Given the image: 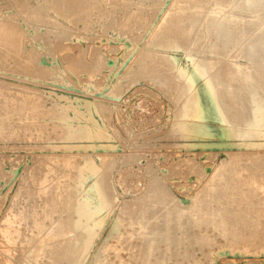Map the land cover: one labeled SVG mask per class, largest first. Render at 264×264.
<instances>
[{"label": "rangeland", "instance_id": "374dc122", "mask_svg": "<svg viewBox=\"0 0 264 264\" xmlns=\"http://www.w3.org/2000/svg\"><path fill=\"white\" fill-rule=\"evenodd\" d=\"M110 1H112L113 3ZM123 1L122 0H104V1L103 0H98V1L97 0H85V2H88V3L87 5H85L87 8H81L82 11L84 10L83 12L79 11L80 8L79 9L71 8V9H68V11L64 12L65 13L64 14L62 10L59 11L60 10L59 8H58L59 10L57 8L53 9L52 7L49 9H46V7L43 8V6H45V4L48 2L47 0H26V1L25 0H12V1L11 0H0V21L1 23L2 21L3 23L8 22L9 23L8 25H11V24L14 25V27H16L17 30H19L18 32H20L19 34L20 38L19 36L18 37L16 36V39H15L16 41L20 39L18 41V43L19 42L20 43L14 44L18 46L13 45V48L16 49L18 47L20 48L19 50L18 49H16V51L15 49L13 50L12 45H8L11 43H6L5 40H3L4 42L0 41L2 43L0 45H3L4 43H6L13 50L12 51L11 48H9L6 44L5 45L9 49L5 48L6 47L5 45L0 46L1 47L0 49L1 50L0 51V167H1L0 174H2L0 175V264H36V263L37 264H53V260L51 259L50 254L48 252H46L47 254L45 253L44 256L47 255L49 256V258L47 256L45 257L43 256L45 260L42 257H40L41 260L40 258L39 260H36L37 258L35 257L36 256L35 251L39 248L42 237L38 236L35 238L36 229H35V226L33 227V224L35 223L37 219L43 218L42 216L46 214L45 212H48L47 206L50 207V204H48V202H51L53 198L52 196L53 194L51 193L48 195L44 194V192L48 191L46 189H50L53 191V193L54 192L57 193V195L55 194L56 196L54 197H56L58 200L62 199L63 201L64 200L67 201L64 203L62 202V200L59 202L56 199L59 203L58 204L59 214H55V216H53L54 218V220H52L53 222L49 223L48 221H46L48 229L53 227L54 224L59 222V220L63 221L66 219H70L71 217L69 218V216L71 215L73 216L72 219L73 218L75 219L76 217L77 221L79 219L78 216L81 218H87L86 220L85 219L81 220L80 218L78 221L79 224H82V228L79 229L80 235L78 237V243L81 244L80 245L81 247H83L85 244V246L83 247L84 250H81L82 248L80 249V253L82 252L81 253L82 255L78 253V256L76 257L77 254H75L73 257H68L61 264H67V263L69 264H143L145 262H146L145 264H156V262L157 264H160V263L161 264H167V263L168 264H264V240H262V237L259 236V235H263L261 233L264 230V229H261L263 228L261 226L262 222L264 224V214H263L264 209H262L264 208V205H263L264 201H260L261 199H264L262 198L264 197L262 196V193L264 195V188H263L264 169H262L264 168V164H261L263 163L261 161L262 160L264 161V123L261 126H256V127L253 126L251 129L249 128L247 124L245 126V123H242L240 121V118L239 120L235 119L236 121L235 120L231 121L229 119L230 122H235V124L234 123L230 124L229 120H225L227 122L225 121L220 122L215 117H207V118L202 117L203 116L202 114L197 113V110L198 112H200V109H199L200 106H196L195 103H193L195 101L194 97H196V94L199 91V89L201 87H204L203 85H205L206 81H210L211 83L212 82L211 79L213 78V81L215 79L213 73H210V75L212 74L213 77L210 76L209 74L207 75L205 68L202 67L206 63L204 60H202V58L205 57L206 59L205 58L203 59H205L206 61H209V59L213 60L214 57H215L214 58L215 60L217 59L219 61L220 59L221 60L224 59V61L223 60L222 61L225 64H226L225 61H227L226 65L231 64L232 67H234L233 68L234 70H236L237 68L241 69V66H242L243 67L242 71H243L244 67H246L247 65L249 66L250 62L247 58L242 57L241 53L245 49L246 44L252 42L255 36L258 34V33L255 34L254 37L252 35H249V34H252L250 32L253 31L255 27L252 26L249 29L250 31L246 30L248 32L247 33L248 35H246L245 33V37L243 38L240 35L242 34V30L240 29V27H238L237 30L239 29L240 30L236 33V41H238L241 36L242 40L240 38L238 43L240 44L242 43L241 45L242 47L236 41L232 43V46L234 47V44H235L236 47L234 48L236 49L239 46L241 50L238 47L236 51L230 45L228 51L232 54H229V52H226L227 54H229L226 56V53L223 52L222 55L223 54L225 55L223 56L220 55V57L218 58H216V56H211L210 54L206 53L208 49L207 47H209V44H204V43H208V42L212 43V40H210L211 37L209 36H205V38L209 37L208 38L209 40L206 38L208 41L204 40L205 38H203L200 41L201 43L199 42L200 44H196V45H193V40H192V37L194 36V34H192L193 35L192 37L190 36L187 38V36L185 37L183 36L182 38V36L179 35V32L177 34V30L176 32L174 31L172 38L170 37L172 40L169 38H165L164 40H162L161 37H158V39L162 41V44H161V47L160 46L156 47L155 53H154V59L155 61L156 59H158L157 62H159V64H162L165 69V70L161 69L158 72L162 73L163 70L164 72H166L167 70L166 73H162V74L165 75V77H167L168 75L172 76L171 80L172 82H175V83H171V86H164V85H161V83H159L158 81L153 82L154 76L153 75L151 76V74L149 75V72L142 73V69L140 68V65L142 64L141 62L143 61L142 59L145 58L146 52L154 48L152 46L150 47L148 43L150 42L152 43L154 31L158 28L164 16L169 14L171 10L172 12H170V14L172 13V16H174L173 12L175 13V11L176 12L178 11L177 14H175L176 16L179 14V12H182L183 10H185L183 12L184 13L186 12L185 13L186 16L185 15L183 16V20L186 17L185 19H187V21L185 22L188 25L185 22H184V25H186L185 27L187 26L189 27V23L191 22V20L187 18L189 15L199 18L200 21H203L205 20L203 15L205 16L207 15V18H209L210 16L208 15V13L210 12L209 10H213L214 8H217V7L220 8L221 11H225L228 8H229L228 10H230L233 7L232 5H236V2L233 3L230 6L231 7L230 8L228 4H225L227 3V0L226 1L225 0L223 1L200 0L202 1V3L199 1L193 0L194 4L200 3L201 5H204L206 3L204 5L205 7L201 6L200 8L199 5H196V4L193 6V3L191 4L190 2L191 0L190 1L189 0H171V1L170 0H155V1L154 0H150V1L148 0H130V1L123 0ZM142 1H145V2H142ZM203 1H206V2H203ZM208 1L210 2V4ZM218 1H220L221 3ZM230 1L231 0H228V3ZM28 2L31 4H28ZM182 2L185 4H183ZM216 2L219 4H217ZM155 3L159 4V6L156 5ZM25 4L29 7L31 6L29 9H31L33 13H37L40 10L39 12L43 13L44 14L43 16H45L44 17L45 19L43 20L45 22H43L42 20L37 21L33 18L31 19L28 16H26L32 13L31 12L29 13V9ZM39 4H42V5H39ZM187 4L191 5L189 7L191 11L189 10V8L186 7ZM220 4L222 5V7ZM145 5H148V6H145ZM174 6H176V8H172ZM206 6L207 8H209L208 11L206 10L207 9ZM35 7L38 9V11H33L34 9L37 10ZM194 7L196 9L198 8L202 10L203 12L201 11L202 12L201 13L200 10H196L194 9ZM235 7L236 6H234V8ZM24 8L28 9L27 10L28 12H26ZM185 8L187 9V11ZM102 9H103V12L100 11ZM153 9L157 11H154ZM22 10L24 11V13H22ZM72 10L77 11V12L74 11L75 12L74 17L69 16ZM115 10H118L119 13L118 11L115 12ZM131 10H133L132 13L134 16L132 17L135 18L137 16L139 17L141 16L140 17L141 20L137 22L133 20L132 17L130 16ZM194 10L197 12H195ZM59 12H62V13H59ZM158 12L159 14H157ZM198 12H200L203 15L201 16L200 13L198 14ZM263 12H264V9H263ZM247 13H250V12H247ZM101 14L103 15V17ZM197 14H198V17H197ZM225 14H228V12L227 11L222 12V15H225ZM248 15L249 14H246V18ZM252 16L254 15L252 14L250 17L252 18ZM25 17H28L29 19L27 18V20H25L26 19ZM139 17H137V19ZM81 18L83 20H81ZM152 18L155 20H153ZM251 18L248 17L247 20L248 19L254 20V18L252 19ZM109 20L110 21L112 20L114 23L112 21L110 22ZM126 20H128V22ZM132 20L135 22H133ZM121 21H124V22H121ZM26 23L28 25H26ZM199 23L197 24L198 26H196V28L199 27L198 29H202L203 27L200 28L201 26H199L200 25ZM55 25H57V27ZM62 25L65 27H62ZM108 27L110 28L108 29ZM185 27H183V29L186 31ZM196 28L194 30V33L200 32V31L202 32L204 30V29L203 30L197 29L196 31ZM46 30H48L49 33ZM39 31L43 36L41 37L39 36L40 34ZM262 31L264 32V27ZM262 31L261 33L264 34ZM36 32L38 35L36 34ZM239 32L241 33L239 34ZM33 34H35L34 35L35 38L34 36H32ZM140 36L142 38V41H141ZM246 36H249L250 39H248L249 37H246ZM30 38L31 39L33 38V39L31 40ZM183 39L185 40L191 39V40H188L186 42ZM243 39L244 40L248 39V40H246L247 41L246 42ZM45 41L47 44L45 43ZM51 41H52V44H51ZM190 41H191V44L194 46V48L191 44H189ZM183 43L185 44L187 43V44L185 45ZM20 45H22V47H20ZM170 45H173L171 46L172 48L170 47ZM201 45L205 47V50H203L204 47H202ZM184 46L185 47L187 46V47L185 48ZM197 47H199V51L197 50L198 49ZM189 49H192L193 51ZM201 49L202 51L205 52V54L201 52ZM231 50L232 51L234 50V51L231 52ZM196 51L199 53H197ZM64 53L65 55H63ZM98 53L100 54L98 55ZM156 53H157V56H156ZM142 55L144 57H142ZM64 56L65 58H63ZM193 57L194 59H192ZM237 57L239 59H237ZM229 59L230 61H232L233 59V62L229 61L230 63H228ZM222 61L220 62L222 63ZM234 62L235 64L236 63L238 64L239 62L240 65L237 66L234 64ZM172 64H175L176 67L173 66ZM176 69L178 70V72ZM3 70H5V72H3ZM32 70H34V72H32ZM86 70H88V72H86ZM94 70H95V73H94ZM197 70L199 72H197ZM192 73H198L199 75L201 74L200 76H203V77L198 78L194 83V81L191 80ZM146 74L148 75V77ZM209 76L211 77V79L209 78ZM129 77H131L132 79ZM205 77L208 80H206ZM211 86L215 87V83L212 82ZM167 87L168 88L170 87V89H167ZM184 87L185 88L187 87L185 89L187 91H185L186 93H184V95L186 96H184L183 94H182L183 96L181 95V91ZM177 93L179 95H177ZM189 95L192 101H190L191 99ZM259 95L260 97H264L263 90L261 91L259 90ZM243 96L244 98H246L247 96L245 90L243 92ZM187 101L190 103V105ZM186 103L188 104L187 107H185ZM191 104L194 107H192ZM196 113L199 114L200 117H198ZM225 116L226 118H228L227 116H229V114L226 112ZM245 116H246L245 120L248 123L253 116L252 112L250 111V107H248V112ZM91 119L93 120L91 121ZM203 124H205V126ZM237 124L240 125V127ZM202 125L205 127V129ZM89 127H91L90 130H88ZM241 127L244 129H242ZM246 129L248 130L246 131ZM244 130L246 132H243ZM221 131L223 132V136L221 135ZM237 132H240V133H237ZM241 134H243V136ZM108 136L109 137L111 136V137L109 138ZM236 153L239 155V157ZM241 153H242V156H241ZM255 154L258 155V159H257V155ZM230 155H231V159L233 160L230 159L229 157ZM240 156L242 157V159L243 158L244 159L242 160ZM253 156L255 157V159ZM237 157L241 160H239ZM259 158H260V161H259ZM251 159L253 163L250 165L253 166V168L255 167L258 170L256 171L254 170L255 168L253 169L252 167L249 166L252 169L251 170L249 169L251 172L249 170L248 171L251 173V175H253L254 178L256 177V180L259 182V185L261 187L259 194L261 196L260 195L255 196L256 199L255 197H253L250 203L252 205L255 204L254 207L258 206L257 208H259V211L257 212L259 213L257 214L254 211L256 215L255 216L251 211L248 213V212H245L244 210V212H242L243 215L236 219L233 218L235 217L233 216V214H231L232 216L227 215L226 217L227 219L225 218V221H227L226 224L229 223L228 226L231 225L230 227L231 230L232 229L234 230V231L233 230L230 231V228L227 226L229 228V231L231 233H234L235 235H242L243 238H245L243 239L241 236H238L236 239H234L233 235H231L230 233H229L230 235L225 236L223 235L222 232H220L222 230V228H218L220 221L216 220V224H218V226H216L218 228L217 230V228L215 227L216 224H214L213 222V225H214L213 226L212 220L211 218H209V216L212 217L211 212H213V210L217 208L216 209L217 211L222 208L221 206L222 201L218 202L217 200H215L216 198H218L217 196H219V192L217 191L218 192L217 193L214 190L216 194L215 193L212 194L211 193L212 189L209 190L211 186L214 185L215 183H216L215 188L218 189V184H219V181L221 182V180H219V177H216L215 179H211V178L212 176H215L216 170L218 169V167L221 166V163L226 164L229 161V163H227L229 165L226 164L228 168L231 165L233 166L234 164H236L235 160L239 161V164H243L244 162L248 160L251 161ZM232 162H234V164H231ZM254 163H255V166H254ZM107 165L108 167H106ZM105 172H107V174ZM107 175L109 176L107 177ZM45 176L46 177L51 176V177L46 178ZM153 176H155V178L158 179L156 180L154 178L156 180L154 181L160 182L161 183L160 186L163 189L165 188V186L163 187L162 184L167 186L165 188L166 190L168 189L166 193L168 194V192H170L168 195L169 196L171 195L170 196L171 198L168 197L167 195L166 197H163L165 199L158 198L159 200L158 201L157 198H155V196L154 198L152 196H149L151 194L149 192H151L152 190V188L150 187H152V184L154 183L153 180L150 181L151 178H153ZM39 178H42L40 179L41 182ZM45 178L49 179L48 185H47V182H44ZM100 180H101V183L107 184L109 187L108 195H107L109 197L108 198L109 200L107 199L108 201L107 200L104 201V203L102 204L103 209L101 210V212L98 211L97 213V210H98L96 208L97 202L102 201L103 194L101 193V190H100V193H98V191L95 192L94 189H92L93 190L92 191L91 187L92 185L100 182ZM211 180L212 182L209 184ZM213 180L215 181L213 182ZM42 182L45 184H43ZM260 182L263 184H261ZM38 183H42L43 185L38 184ZM57 184H58V187L56 186ZM47 186L51 188H48ZM207 191L208 192L210 191L209 193L211 194L206 193ZM39 192L41 193L43 192L42 193L43 195L40 194V196L36 198V196L39 195L38 194ZM201 192H202V195H201ZM35 193H37L38 195ZM203 193H205L206 195L208 194V196H206L205 194L203 195ZM58 194H59V197H58ZM30 195L32 196L35 195V196H33L34 198L32 199V196L30 197ZM68 195H70V197H68ZM144 195L145 196L147 195L149 197L142 198V196ZM198 195L201 197H199ZM41 196L42 198H40ZM197 196L199 199L197 198ZM209 197H213V198L211 199ZM45 198L47 199V201ZM69 198H70V201L68 200ZM71 198L72 200H74L73 201V203L75 202L74 204H70ZM141 198L142 200H140ZM166 198L168 200H172L171 201L172 203H169V201ZM85 199L87 200V202H85ZM145 199L149 200L150 202L146 201ZM43 200L44 202H42ZM82 200L84 201L85 204L82 203L83 202ZM155 200L158 201V203L157 202L155 203L154 202ZM173 200L175 201L174 202L175 205H172ZM203 200L205 202L207 201L206 203L209 202L208 204H210V206L206 204ZM214 200L219 204V209L217 206L218 204ZM256 200H257V203H256ZM76 201L78 202L77 205L80 203V205H83V207L82 206L81 207L85 208V210L81 209V207L79 208V210L85 211L83 212V214L82 212L80 213V211L78 210V206L80 205L77 206ZM141 201L143 202L142 203L143 206H145V204L146 206H148L147 204H149L148 206L149 208L145 206V209H143V211L145 210V212H143L144 217L137 220L139 216L136 211L139 209L142 212V209L140 208ZM211 201L212 202L214 201L216 205H214V203L211 204L212 203ZM61 202L64 204L62 205ZM159 202H161L162 204L164 203L165 204L162 205L161 203L159 204ZM166 202L171 204V206L175 207L176 209L180 207L179 208L180 210L178 211L173 207H169L170 205L167 204ZM109 203L111 204V206ZM132 203H135V204H132ZM198 203L201 204L202 206L201 205L199 206ZM204 203H205V206L208 205L207 209L209 211L205 209L206 207L204 206ZM90 204L92 205L91 207L92 209L89 207ZM128 204L131 206H129ZM157 204H159V207ZM132 205H134L135 207ZM212 205L214 207H212ZM66 206L67 208L68 206L70 207L68 208L69 210L66 208ZM73 206L75 207L74 209L76 210V212L73 211ZM151 206L153 208H151ZM155 206H157L155 209L156 213H158L157 210L159 211L157 216L160 214L161 211L163 212L161 208L164 209V212L163 213L161 212V218L163 217V219L160 218V215L158 216L159 218L156 215H154ZM165 206L166 208L168 207L167 210L166 208H164ZM189 206L192 209H190ZM32 207L33 208L35 207V208L33 209ZM38 207H41V208H38ZM94 207L96 209L95 211H94ZM186 207H188V209H186ZM24 208L25 210H23ZM36 208L39 210H37ZM88 208L89 210H87ZM122 208H123V211H128V212L127 213L123 212L121 210ZM211 208H213V210ZM127 209H129L130 211ZM131 209L133 211L135 209L137 210L133 212L131 211ZM182 209L183 210L186 209L184 210L185 215H186L187 210L189 211L190 209L191 213L189 212V214L196 216L198 219L200 216L206 217L205 215L207 214L209 216L206 217L204 220L202 219L203 221L201 220V217H200L201 223L195 219L196 217H193V220L195 219L193 222L191 218L192 215H189V214L187 215L190 216V219H189V216L187 215L186 216L188 218L184 216L186 219L184 217L180 218L178 212L183 211ZM32 210H35L34 213H32L33 212ZM36 210L38 211V215L36 214L37 212ZM60 210L61 211L63 210V212H61ZM191 210H194V211H191ZM66 211L69 212L70 215ZM71 211L73 212L71 213ZM89 211H90V215L88 214ZM174 211L177 213H175ZM25 212H28L26 213V215L27 214L29 215L26 216ZM74 212L76 215L74 214ZM131 212L133 213V215L131 214ZM146 212H148V214ZM200 212H202L203 214H201ZM39 213L40 215L42 214L41 217L39 216ZM86 213L88 214V216ZM164 213H167V215L165 214L166 215L165 216ZM32 214L33 215L35 214V215L33 216ZM64 214L68 216H65ZM136 214L138 217L136 216ZM150 214L153 216L151 217ZM169 214L172 215V217ZM176 214H177V217H176ZM244 215L249 217L248 218L249 220L245 219L246 217L244 218L243 217ZM147 216H150L151 219ZM168 216L170 219L168 218ZM173 216H175V219ZM230 216L232 217V220ZM22 217L24 220L22 219ZM130 217L133 219L131 220ZM153 217L156 220L157 219L158 220L155 221ZM97 218L99 221L97 220ZM134 218H136V220ZM164 218H166L165 220L168 219L167 222L168 224H170L169 225L170 229L171 230L173 229L169 233L167 231L168 229L167 227L169 226L167 222L164 221ZM179 218L181 221L183 219L184 220L180 222L177 220ZM207 218H209L211 222L208 221ZM260 218L262 219L261 221L259 220ZM173 219L176 220L177 226L175 225V221H173ZM238 219H240L241 221ZM25 220L27 222H25ZM55 220L57 221L55 222ZM88 220H91V221H88ZM140 220L141 222L144 221L145 224L149 225L148 228L144 231L143 230L141 231L140 229V224H139ZM169 220H171V222H173L174 224L173 223L171 224ZM228 220L229 221L231 220V221L229 222ZM243 220L247 222V225L251 224L252 226L250 225L249 228L247 229V226H245L246 223L244 225ZM255 220H258V222L260 221V223H258L259 226L257 225L258 227L255 226L256 225ZM136 221H138L139 223L137 222V224H135ZM177 221L179 223H177ZM188 221L189 222L192 221L191 223H193V225L191 223H187ZM204 221L205 222L207 221L206 224ZM238 221H240L241 224L243 223L242 227H238V226H241L240 222ZM114 222L120 223V227H119L120 230L119 228L117 230H113V225L115 224ZM132 222L134 225L132 224ZM231 222L232 223L234 222L233 223L234 225ZM182 223L184 226L181 227ZM194 223L196 225H194ZM207 223L208 224L210 223L208 227H207L208 225ZM238 223L239 225H237ZM93 224L95 225V227H93L94 226ZM10 225H13L11 226L12 228L10 227ZM197 225L201 227H198ZM235 225L237 227H235ZM243 225L246 228H244ZM32 227L34 228L33 230L31 229ZM92 227L94 229H92ZM138 227L140 230L137 229ZM150 227H152V229ZM177 227L178 228L180 227V229L182 230L178 231ZM8 228H11V229L9 230ZM86 228L89 230H86ZM238 228H240V231ZM256 228H259V229L256 230ZM81 229L83 231L80 232ZM241 229L242 231L245 230L243 233L246 236L248 235L249 237L248 236L245 237L244 234L241 232ZM148 230L151 232L155 230L153 232L154 234L151 232H147ZM4 231L8 233L7 234L8 236L13 232L12 233L13 235L11 234V236L15 238L12 239L11 236L6 237V233ZM133 231H134L133 233L134 235L132 236ZM166 231H167V234H169L170 236L169 235L166 236L165 234ZM182 231L186 235L188 234L189 236L187 235L188 236L187 237ZM251 231L252 232L257 231L258 232L257 234H259V231L261 232L259 235L254 234L256 235L254 236V235H251L252 233ZM139 232L143 235H141ZM245 232H247L248 234ZM17 233L18 234L21 233V235L17 236ZM138 233H139V237H138ZM148 233L153 234L154 236L151 235L153 237H150V234L147 235ZM206 233L208 235V236L206 235V237L208 238L205 237ZM29 234H30V237H29ZM119 234L123 236L126 235V236L122 238L123 236ZM181 234L183 235V237ZM156 235L159 237H157ZM19 236H21L22 238L21 237L19 238ZM141 236H142V239L140 238ZM171 236H172V240H171ZM173 236L174 237L176 236V238H174ZM184 236H186L187 238H185ZM24 237L26 241L23 240ZM27 237H29L30 239ZM80 237L82 239H80ZM126 237H128V239H130L131 241L128 240ZM145 237L146 238L149 237V238L146 239ZM166 237H168L170 240ZM199 237L204 242H206L205 240L207 239L208 240L207 243L203 244L202 241L200 242L199 240L201 239H199ZM209 237H211L212 239L211 241H209ZM246 238L247 239L249 238L248 241ZM32 239H33V242L31 243ZM83 239L85 240L82 241ZM11 240H14V241L11 242ZM162 240H164L165 242ZM180 240H183V241H180ZM249 240L250 241L254 240V241L250 242ZM150 241L153 242V244L155 245V246L153 245L154 251H155L153 254L154 256L152 255L153 258L150 257L151 259L149 258L147 254V251H148L147 247L151 243ZM167 242L168 244H165ZM51 243L52 245H55V243L58 244L59 241L54 240L53 242L51 241L49 244ZM37 245H39L38 248H37ZM123 245L124 247L125 246L126 247L124 248ZM140 245H142V248H143V245L145 246L144 250L147 249L145 250L147 255L144 254L145 252H143L144 250L141 248ZM71 248L73 249V247ZM186 248L188 250H186ZM140 252H143V253H140ZM183 253H184V258H183ZM185 253L188 257H185L186 256ZM188 253L190 254L188 255ZM191 254H192V258L190 257ZM78 257L79 258L81 257V259H79ZM76 258L78 261L76 260ZM144 258H147V260H145ZM46 259H48V262ZM158 260H160V262H158ZM74 261L78 263H75Z\"/></svg>", "mask_w": 264, "mask_h": 264}, {"label": "bare ground", "instance_id": "6f19581e", "mask_svg": "<svg viewBox=\"0 0 264 264\" xmlns=\"http://www.w3.org/2000/svg\"><path fill=\"white\" fill-rule=\"evenodd\" d=\"M12 1V0H11ZM26 1V0H25ZM48 2L45 4V6H43V8H45L46 7V9H49V8H59L58 10L59 11H61L62 10V12L64 13V12H66V11H68V9H71V8H73V9H76V8H87L85 5H87V3L88 2H85V0H47ZM69 1V2H68ZM98 1V0H97ZM104 1V0H103ZM123 1V0H122ZM130 1V0H129ZM148 1H150V0H148ZM155 1V0H154ZM171 1V0H170ZM190 1V0H189ZM195 1H199V2H201L202 3V1H200V0H195ZM220 1H223V0H220ZM220 1H218V2H220ZM226 1V0H225ZM19 2V1H18ZM21 2V1H20ZM24 2V1H23ZM110 2H112V1H110ZM124 2V1H123ZM142 2H145V1H142ZM178 2V1H177ZM191 2V4L194 2L193 0H191L190 1ZM189 2V3H190ZM203 2H206V1H203ZM209 2V1H208ZM236 2V5H232L233 3H235ZM13 3V2H12ZM15 3H16V1H15ZM95 3V2H94ZM98 3V2H97ZM103 3V2H102ZM113 3V2H112ZM130 3V2H129ZM159 3V2H158ZM161 3H162V1H161ZM164 3V2H163ZM181 3V2H180ZM183 3V2H182ZM217 3V2H216ZM221 3V2H220ZM10 4V3H9ZM24 4V3H23ZM27 4V3H26ZM25 4V5H26ZM28 4H31V3H29L28 2ZM91 4V3H90ZM123 4V3H122ZM156 4V3H155ZM154 4V5H155ZM166 4V3H165ZM164 4V5H165ZM177 4V3H176ZM183 4H185V3H183ZM196 5H199V7L201 8V6H203V7H205L204 5L206 4H204V5H201L200 3L198 4V3H195ZM194 3H193V6L195 5ZM209 4H210V2H209ZM217 4H219V3H217ZM223 4V3H222ZM225 4H228L229 5V7L232 5L233 7L230 9V10H225V11H227L228 12V14H225V15H222V12H225V11H221V9L220 8H214L213 10H209L210 12L208 13V15H210L209 16V18H207V15L205 16V15H203V14H201L203 11L202 10H200V9H196L195 7H194V9H196V10H200V12H198V14L200 13V15L202 16H204V19L205 20H203V21H200L199 20V18H196V17H194V16H190L189 14V16L187 17V18H189L190 20H191V22L189 23V27L187 26V27H185L186 25H184V22L185 21H187V19H185L184 18V20H183V16L185 15L186 16V12L184 13L183 11H185V10H183L182 12H179V14L178 15H176L175 16V14H177V12L175 11V13L173 12V14H174V16H172V13L170 14V12H172V10L169 12V14H167V15H165L164 16V18H163V20L161 21V23H160V25L158 26V28L154 31V34H153V40H152V43L150 42V43H148V45L151 47H154L152 50H149V51H147L146 52V54H145V58L144 59H142L141 61V65H140V68L142 69V73L143 72H149V75L151 74V76L153 75L154 76V81L153 82H155V81H158L159 83H161V85H164V86H171V83H175V82H172V76H170V75H168L167 77H165V75H163L162 73H166L167 72V70H166V72H164V66L162 65V64H159V62H157L158 61V59H156V61H155V59H154V53H155V49H156V47L157 46H160L161 47V44H162V41L161 40H159L158 39V37H161L162 38V40H164L165 38H169V39H171L172 38V35H173V33H174V31L176 32V30H177V34H178V32H179V35L180 36H182V38H183V36L185 37V36H187V38L188 37H192L193 35L192 34H194V36L192 37V40H193V45H196V44H200L201 42V40L203 39V38H205V36H209V37H211V39L210 40H212V43L211 42H208V43H204V44H209V47H207L208 49H207V54H210L211 56H216V58H218V57H220V55L221 56H223V55H225V54H223L222 55V53L224 52V53H226V52H229L228 50H229V47H230V45L232 46V43L233 42H235L236 41V33L241 29L242 30V34H240L241 32H239V34L242 36V38L243 37H245V33H246V35H248L247 33V31L246 30H249L252 26H254L255 28L253 29V31H251L250 33H252V34H249V35H252L253 37H254V35L255 34H257L256 36H255V38H254V40L252 41V42H250V43H247L248 44V46H247V44H246V47H245V49L242 51V57H244V58H247L248 60H249V66L247 65L246 67H244V70L242 71V66H241V69H239V68H237L236 69V67H235V69L236 70H234L233 68L234 67H232V65L231 64H228V65H226L227 64V61H225L226 62V64L223 62L224 61V59H220V61H222V63L219 61V60H215L214 58H213V60H210L209 59V61H206L205 59V57H203V58H205V59H203L202 58V60H204L206 63L204 64V66H202L203 68H205V70H206V72H207V75L209 74L210 75V73H213V75H214V81H213V78L211 79V77L210 76H212V74L209 76V78L212 80V82H214L215 83V87L213 86H211V83H210V81H206V83H205V81H204V83H205V85H203L204 87H201L200 89H199V91L197 92V94H196V97H194L195 98V101L193 102V103H195V105L196 106H200V112H198V110H197V113H199V114H202L203 116L202 117H215L217 120H219L220 122H222V121H225V120H231V121H233V120H235V119H238L239 120V118H240V121L242 122V123H245V126H246V124L249 126V128H251L252 129V127L254 126V127H256V126H261L263 123H264V97H260V95H259V90L261 91V90H263V93H264V34H262L261 33V31L263 30V27H264V14H262V13H264L263 12V9H264V0H231L229 3H228V0H227V3H225ZM7 5V4H6ZM39 5H42V4H39ZM114 5V4H113ZM131 5H133V4H131ZM131 5H130V7H131ZM141 5V4H140ZM156 5H158L159 6V4H156ZM161 5V4H160ZM175 5V4H174ZM181 5V4H180ZM188 5V6H187ZM186 5V7L187 8H189L191 5H189V4H187ZM221 5V4H220ZM9 6V5H8ZM27 6V5H26ZM33 6V5H32ZM93 6V5H92ZM109 6H110V4H109ZM116 6V5H115ZM127 6V5H126ZM145 6H148V5H145ZM153 6V5H152ZM157 6V7H158ZM168 6V5H167ZM178 6V5H177ZM193 6H192V8H193ZM208 6V5H207ZM207 6H206V8H207ZM234 6H236L235 8H234ZM25 7V6H24ZM28 7V9L31 7H29V6H27ZM26 7V8H27ZM70 7V8H69ZM118 7V6H117ZM130 7H129V9H130ZM133 7V6H132ZM136 7V6H135ZM156 7V8H157ZM180 7V6H179ZM210 7V6H209ZM221 7H222V5H221ZM228 7V6H227ZM5 8V7H4ZM23 8V7H22ZM26 8H24V10H26V12H28L27 10L28 9H26ZM34 8V7H33ZM36 8V7H35ZM113 8V7H112ZM138 8H140V7H138ZM142 8V7H141ZM168 8V7H167ZM172 8H176V6H174V7H172ZM178 8V7H177ZM182 8V7H181ZM226 8V7H225ZM37 9V8H36ZM79 9V11H82V9L80 10ZM90 9V8H89ZM106 9V8H105ZM108 9V8H107ZM120 9V8H119ZM143 9V8H142ZM160 9V8H159ZM180 9V8H179ZM183 9V8H182ZM186 9V8H185ZM208 9L209 8H207L206 10L208 11ZM223 9H224V7H223ZM8 10H9V8H8ZM7 10V11H8ZM154 10V9H153ZM169 10V9H168ZM174 10V9H173ZM189 10H190V8H189ZM6 11V10H5ZM33 11H38V9L37 10H33ZM40 11V10H39ZM37 12V13H33L32 12V10L31 9H29V13L31 12L32 14H30V15H26V16H28L29 18H33V19H35V20H44L45 18V16H43L44 14L43 13H40V12ZM57 11V10H56ZM75 11V10H74ZM73 10L71 11V13L69 14V16H71V17H74V14H75V12H77V11H75L74 12ZM84 11V10H83ZM82 11V12H83ZM98 11H99V9H98ZM100 11H102L103 12V9L102 10H100ZM110 11V10H109ZM116 11H118V10H115V12ZM138 11H139V9H138ZM154 11H157V10H154ZM186 11H187V9H186ZM191 11V10H190ZM195 11V10H194ZM25 12V13H26ZM45 12V11H44ZM62 12H59V13H62ZM101 12V13H102ZM114 12V11H113ZM121 12V11H120ZM133 10H131V17L133 16ZM135 12V11H134ZM161 12V11H160ZM195 12H197V11H195ZM204 12H206V11H204ZM239 12V13H238ZM247 12H250V13H247ZM22 13H24V11L22 10ZM29 13H27V14H29ZM86 13V12H85ZM92 13V12H91ZM107 13V12H106ZM118 13H119V11H118ZM127 13V12H126ZM65 14V13H64ZM78 14H79V12H78ZM84 14V13H83ZM94 14V13H93ZM92 14V15H93ZM99 14V13H98ZM121 14V13H120ZM137 14V13H136ZM140 14V13H139ZM157 14H159V12L157 13ZM191 14H192V12H191ZM194 14V13H193ZM198 14H197V17H198ZM206 14V13H205ZM224 14V13H223ZM246 14H253L254 16H252V18H254V20H247V18L249 17V18H251L249 15L247 16V18H246ZM14 15V14H13ZM87 15V14H86ZM102 15V14H101ZM112 15V14H111ZM119 15V14H118ZM122 15V14H121ZM128 15V14H127ZM148 15V14H147ZM155 15V14H154ZM200 15H199V17H200ZM222 15V16H221ZM8 16V15H7ZM10 16V15H9ZM15 16V15H14ZM21 16V15H20ZM23 16V15H22ZM85 16V15H84ZM83 16V17H84ZM99 16V15H98ZM136 16V15H135ZM24 17V16H23ZM28 17H25L26 19L25 20H27V18ZM102 17H103V15H102ZM107 17V16H106ZM123 17V16H122ZM127 17V16H126ZM126 17H125V19H126ZM134 17V16H133ZM132 17V19L133 20H135L136 22L137 21H139V20H141V16L139 17V16H137V17H139L138 19H137V17H135V18H133ZM145 17V16H144ZM147 17V16H146ZM206 17V18H205ZM28 18V19H29ZM67 18V17H66ZM85 18V17H84ZM117 18V17H116ZM120 18V17H119ZM118 18V19H119ZM129 18V17H128ZM203 18V17H202ZM251 18V19H252ZM16 19V18H15ZM19 19V18H18ZM76 19V18H75ZM93 19V18H92ZM113 19V18H112ZM153 19V18H152ZM34 20V21H35ZM81 20H83L82 18H81ZM114 20V19H113ZM132 20V21H133ZM153 20H155V19H153ZM202 20V19H201ZM33 21V20H32ZM41 21V22H42ZM51 21V20H50ZM58 21V20H57ZM73 21V20H72ZM71 21V22H72ZM78 21H79V19H78ZM96 21H97V19H96ZM98 21H100V20H98ZM110 21V20H109ZM108 21V22H109ZM112 21V20H111ZM110 21V22H111ZM127 22H128V20H126ZM135 21H133V22H135ZM145 21V20H144ZM189 21V20H188ZM9 22H11V21H9ZM27 22H29V21H27ZM40 22V23H41ZM43 22H45V21H43ZM54 22V21H53ZM83 22V21H82ZM85 22V21H84ZM113 22V21H112ZM121 22H124V21H121ZM133 22H131V23H133ZM152 22V21H151ZM200 22V23H199ZM0 23H1V21H0ZM2 23H3V21H2ZM0 24V37H1V39H0V41H3V40H5V42L6 43H11V44H8V45H12V48H13V45L14 44H19L18 43V41L20 40L19 38H20V32H18L19 30H17L16 29V27H14V25H8L9 23L8 22H6V23H3V24ZM86 23V22H85ZM93 23V22H92ZM114 23V22H113ZM154 23V22H153ZM186 23V22H185ZM200 24L199 26H201L200 28H202V29H198V28H196V26H198L197 24ZM18 24V23H17ZM16 24V25H17ZM42 24V23H41ZM46 24V23H45ZM48 24V23H47ZM56 24V23H55ZM74 24V23H73ZM78 24V23H77ZM116 24H117V22H116ZM119 24V23H118ZM187 24V23H186ZM26 25H28L27 23H26ZM121 25V24H120ZM127 25V24H126ZM130 25V24H129ZM133 25H135V24H133ZM188 25V24H187ZM21 26V25H20ZM56 27H57V25H55ZM75 26V25H74ZM113 26V25H112ZM115 26V25H114ZM117 26H119V25H117ZM116 26V27H117ZM137 26V25H136ZM152 26H153V24H152ZM151 26V27H152ZM29 27V26H28ZM60 27V26H59ZM62 27H65V26H63L62 25ZM76 27V26H75ZM105 27H107V26H105ZM134 27V26H133ZM156 27V26H155ZM183 27H185L186 28V31L183 29ZM238 27H240V29L239 30H237L238 29ZM61 28V27H60ZM68 28V27H67ZM110 27H108V29H109ZM118 28V27H117ZM116 28V29H117ZM144 28V27H143ZM195 28H196V31H197V29L198 30H203L202 32L200 31V32H196V33H194V30H195ZM21 29V28H20ZM38 29V28H37ZM41 29V28H40ZM135 29H137V28H135ZM141 29V28H140ZM251 29V30H252ZM22 30V29H21ZM144 30V29H143ZM237 30V31H236ZM45 31V30H44ZM47 32H48V30H46ZM87 31V30H86ZM121 31V30H120ZM181 31V32H180ZM250 31V30H249ZM26 32V31H25ZM117 32V31H116ZM151 32V31H150ZM263 32V31H262ZM27 33V32H26ZM39 33H40V31H39ZM49 33V32H48ZM52 33V32H51ZM57 33H59V32H57ZM70 33V32H69ZM124 33V32H123ZM129 33V32H128ZM134 33V32H133ZM145 33V32H144ZM148 33V32H147ZM260 33V34H259ZM264 33V32H263ZM36 34H37V32H36ZM41 34V33H40ZM39 34V36L41 37V36H43L42 34L40 35ZM44 34H45V32H44ZM54 34V33H53ZM59 34H61V33H59ZM121 34V33H120ZM125 34H126V32H125ZM24 35V34H23ZM35 34H33L32 36H34ZM38 35V34H37ZM50 35V34H49ZM66 35V34H65ZM68 35V34H67ZM136 35V34H135ZM178 35V36H179ZM238 35V34H237ZM239 35V36H240ZM16 36L18 37L19 36V40L18 41H16L15 39H16ZM53 36V35H52ZM62 36H63V34H62ZM122 36V35H121ZM150 36V35H149ZM241 36H240V38H241ZM21 37H22V35H21ZM39 37V38H40ZM55 37V36H54ZM67 37V36H66ZM143 37V36H142ZM171 37V38H170ZM176 37V36H175ZM209 37H206L207 39L209 38ZM246 37H249V36H246ZM253 37H251V38H253ZM34 38H35V36H34ZM49 38V37H48ZM47 38V39H48ZM63 38V37H62ZM140 38H141V36H140ZM179 38V37H178ZM181 38V37H180ZM204 39V40H207V39ZM240 38H239V40H240ZM242 38H241V40H242ZM24 39V38H23ZM28 39V38H27ZM31 39V38H30ZM33 39V38H32ZM31 39V40H32ZM50 39V38H49ZM57 39V38H56ZM58 39H60V38H58ZM127 39V38H126ZM132 39V38H131ZM130 39V40H131ZM174 39V38H173ZM238 39V38H237ZM248 39H250V37L248 38ZM248 39H243L244 41H246V40H248ZM22 40V39H21ZM36 40V39H35ZM44 40V39H43ZM42 40V41H43ZM139 40V39H138ZM144 40V39H143ZM168 40V39H167ZM167 40H166V42H167ZM172 40V39H171ZM182 40V39H181ZM183 40H185V39H183ZM188 40H191V39H188ZM188 40H185L186 42L188 41ZM209 40V39H208ZM207 40V41H208ZM238 40V41H239ZM23 41V40H22ZM37 41V40H36ZM50 41V40H49ZM48 41V42H49ZM54 41H55V39H54ZM141 41H142V38H141ZM179 41V40H178ZM207 41H205V42H207ZM238 41H236L237 43H238ZM4 42V41H3ZM35 42V41H34ZM44 42V41H43ZM136 42V41H135ZM147 42V41H146ZM145 42V43H146ZM164 42V41H163ZM169 42H170V40H169ZM184 42V41H183ZM200 42V43H199ZM243 42V41H242ZM247 42V41H246ZM6 43H4L3 45H5ZM33 43V42H32ZM45 43H46V41H45ZM138 43V42H137ZM140 43V42H139ZM172 43H174V42H172ZM245 43V42H244ZM243 43V44H244ZM0 44H2L1 42H0ZM47 44V43H46ZM51 44H52V41H51ZM64 44V43H63ZM163 44H165V43H163ZM183 44H185V43H183ZM187 44V43H186ZM185 44V45H186ZM189 44H191V41H190V43ZM211 44V45H210ZM238 44H240V43H238ZM3 45H0V46H3ZM7 45V44H6ZM5 45V46H6ZM7 45V46H8ZM135 45V44H134ZM138 45V44H137ZM145 45V44H144ZM167 45V44H166ZM168 45H169V43H168ZM192 45V44H191ZM192 45V46H193ZM237 45V44H236ZM242 45V43L240 44V46ZM245 45V44H244ZM7 46L5 47V48H7ZM14 46H18V45H14ZM93 46V45H92ZM136 46V45H135ZM163 46V45H162ZM171 46H173V45H170V47ZM179 46V45H178ZM183 46V45H182ZM188 46V45H187ZM186 46V47H187ZM202 47H204L203 45H201ZM9 47V46H8ZM20 47H22V45H20ZM35 47V46H34ZM46 47V46H45ZM49 47V46H48ZM56 47V46H55ZM64 47V46H63ZM137 47V46H136ZM175 47V46H174ZM185 47V46H184ZM185 47V48H186ZM190 47V46H189ZM233 47V46H232ZM234 47H236L235 46V44H234ZM233 47V48H234ZM239 47V46H238ZM237 47V48H238ZM242 47V46H241ZM9 48H11V47H9ZM9 48H7V49H9ZM12 48H11V50H12ZM47 48V47H46ZM52 48H54V47H52ZM172 48V47H171ZM193 48H194V46H193ZM198 49V51H199V47H197ZM237 48L235 49L234 48V50H236L237 51ZM0 49H1V47H0ZM7 49H5V50H7ZM15 48H13V50H14ZM16 49H20V48H16ZM16 49H15V51H16ZM96 49V48H95ZM179 49V48H178ZM239 49H240V47H239ZM12 50V51H13ZM47 50V49H46ZM60 50V49H59ZM65 50V49H64ZM97 50V49H96ZM140 50V49H139ZM188 50V49H187ZM189 50H192V49H189ZM203 50H205V47L203 48ZM233 50V51H234ZM241 50V49H240ZM1 51V50H0ZM3 51H4V49H3ZM193 51V50H192ZM191 51V52H192ZM232 50H231V52H233ZM6 52H8V51H6ZM46 52V51H45ZM197 52V51H196ZM201 52H203L204 54H205V52L204 51H202V49H201ZM200 52V53H201ZM24 53H26V52H24ZM40 53V52H39ZM85 53V52H84ZM97 53V52H96ZM138 53H140V52H138ZM137 53V54H138ZM197 53H199V52H197ZM236 53V52H235ZM234 53V54H235ZM239 53V52H238ZM59 54V53H58ZM87 54V53H86ZM100 53H98V55H99ZM144 54V53H143ZM196 54V53H195ZM229 54H232V53H230L229 52ZM229 54H227L226 53V56L227 55H229ZM240 54V55H241ZM40 55V54H39ZM63 55H65V53L63 54ZM162 55V54H161ZM239 55V56H240ZM41 56V55H40ZM48 56V55H47ZM52 56V55H51ZM93 56V55H92ZM102 56V55H101ZM156 56H157V53H156ZM158 56H160V55H158ZM164 56V55H163ZM203 56V55H202ZM205 56V55H204ZM234 56V55H233ZM5 57V56H4ZM39 57V56H38ZM58 57V56H57ZM60 57V56H59ZM76 57V56H75ZM90 57V56H89ZM142 57H144L143 55H142ZM141 57V58H142ZM197 57V56H196ZM229 57V56H228ZM241 57V56H240ZM25 58V57H24ZM35 58V57H34ZM37 58V57H36ZM63 58H65V56L63 57ZM91 58H93V57H91ZM156 58V57H155ZM167 58V57H166ZM224 58V57H223ZM232 58V57H231ZM56 59V58H55ZM61 59V58H60ZM139 59V58H138ZM161 59V58H160ZM159 59V60H160ZM163 59V58H162ZM192 59H194V57L192 58ZM191 59V60H192ZM197 59V58H196ZM236 59V58H235ZM237 59H239L238 57H237ZM243 59V58H242ZM65 60H67V59H65ZM69 60V59H68ZM92 60V59H91ZM101 60V59H100ZM103 60V59H102ZM165 60V59H164ZM173 60V59H172ZM215 60V61H214ZM37 61V60H36ZM55 61H57V60H55ZM63 61V60H62ZM61 61V62H62ZM77 61V60H76ZM80 61V60H79ZM138 61V60H137ZM166 61V60H165ZM168 61V60H167ZM230 59L228 60V63H230V62H233V59H232V61H230ZM237 61V60H236ZM73 62V61H72ZM71 62V63H72ZM78 62V61H77ZM95 62V61H94ZM100 62V61H99ZM99 62H97V63H99ZM139 62V61H138ZM162 62V61H161ZM169 62V61H168ZM193 62V61H192ZM203 62V61H202ZM34 63V62H33ZM37 63V62H36ZM74 63H75V61H74ZM123 63V62H122ZM163 63V62H162ZM170 63V62H169ZM174 63V62H173ZM225 65H224V64ZM62 64V63H61ZM86 64V63H85ZM89 64V63H88ZM102 64V63H101ZM137 64H139V63H137ZM168 64V63H167ZM194 64V63H193ZM234 64H235V62H234ZM7 65V64H6ZM33 65V64H32ZM79 65V64H78ZM173 66H175V64H172ZM196 65V64H195ZM235 65H240L239 64V62H238V64L236 63ZM234 65V66H235ZM46 66V65H45ZM56 66V65H55ZM58 66V65H57ZM85 66H87V65H85ZM197 66V65H196ZM245 66V65H244ZM6 67V66H5ZM9 67V66H8ZM63 67V66H62ZM89 67V66H88ZM91 67V66H90ZM101 67V66H100ZM165 67H166V65H165ZM171 67V66H170ZM176 67V66H175ZM2 68H3V66H2ZM43 68V67H42ZM47 68V67H46ZM96 68V67H95ZM102 68V67H101ZM169 68V67H168ZM174 68V67H173ZM52 69V68H51ZM54 69H56V68H54ZM60 69V68H59ZM161 69H164L163 70V72L162 73H160V72H158V71H160ZM20 70V69H19ZM46 70V69H45ZM80 70H81V68H80ZM177 70V69H176ZM201 70V69H200ZM205 70H204V72H205ZM141 71V70H140ZM3 72H5V70H3ZM32 72H34V70H32ZM67 72H68V70H67ZM66 72V73H67ZM86 72H88V70H86ZM89 72H90V70H89ZM133 72H134V70H133ZM177 72H178V70H177ZM197 72H199L198 70H197ZM63 73H65V72H63ZM94 73H95V70H94ZM160 73V74H159ZM186 73V72H185ZM47 74V73H46ZM52 74V73H51ZM69 74V73H68ZM125 74V73H124ZM175 74V73H174ZM29 75V74H28ZM34 75V74H33ZM49 75V74H48ZM53 75V74H52ZM66 75V74H65ZM95 75V74H94ZM145 75V74H144ZM143 75V76H144ZM147 75V74H146ZM178 75V74H177ZM201 75V74H200ZM198 73H192V78H191V80L192 81H194V83H195V81L198 79V78H201V77H203V76H200ZM44 76H45V74H44ZM54 76V75H53ZM58 76V75H57ZM64 76V75H63ZM35 77V76H34ZM147 77H148V75H147ZM146 77V78H147ZM180 77V76H179ZM213 77V76H212ZM129 78H131V77H129ZM140 78V77H139ZM144 78V77H143ZM183 78V77H182ZM123 79V78H122ZM132 79V78H131ZM152 79H153V77H152ZM174 79V78H173ZM205 79H206V77H205ZM209 79V80H210ZM135 80V79H134ZM137 80V79H136ZM181 80V79H180ZM188 80V79H187ZM202 80V79H201ZM206 80H208V79H206ZM186 81V80H185ZM184 81V82H185ZM147 82H148V80H147ZM190 82V81H189ZM180 84V83H179ZM156 85V84H155ZM178 85V84H177ZM183 85V84H182ZM9 86V85H8ZM192 86V85H191ZM178 87V86H177ZM176 87V88H177ZM189 87V86H188ZM181 88V87H180ZM187 88V87H186ZM185 87L182 89V91H181V95L183 94L184 95V93H186L185 91H187V90H185L186 89ZM167 89H170V87L168 88L167 87ZM196 90H198V89H196ZM244 90L246 91V94H247V96H246V98H244V96H243V92H244ZM174 91V90H173ZM176 91V90H175ZM189 91V90H188ZM193 93V92H192ZM25 94V93H24ZM110 94V93H109ZM260 94H261V92H260ZM108 95V94H107ZM116 95V94H115ZM177 95H179L178 93H177ZM182 95V96H183ZM194 95V94H193ZM9 96V95H8ZM109 96V95H108ZM184 96H186V95H184ZM261 96H262V94H261ZM189 97H190V95H189ZM179 98V97H178ZM194 98H193V100H194ZM10 99V98H9ZM190 99H191V97H190ZM189 99V100H190ZM20 100V99H19ZM69 101V100H68ZM180 101V100H179ZM190 101H192V99L190 100ZM188 102V101H187ZM5 103V102H4ZM74 103V102H73ZM189 103V102H188ZM38 104H40V103H38ZM102 104V103H101ZM96 105V104H95ZM189 105H190V103H189ZM194 105V104H193ZM100 106V105H99ZM188 106V104L186 103L185 104V107H187ZM191 106H192V104H191ZM192 107H194V106H192ZM248 107H250V111L252 112V114H253V116H252V118L250 119V121L247 123V121L245 120V115L247 114V112H248ZM103 108V107H102ZM190 108V107H189ZM68 109V108H67ZM108 109V108H107ZM188 109V108H187ZM193 109V108H192ZM104 110V109H103ZM196 110V109H195ZM110 111V110H109ZM37 112H39V111H37ZM99 112V111H98ZM107 112V111H106ZM114 112V111H113ZM226 112L229 114V116H227L228 118H226V116H225V114H226ZM110 113V112H109ZM196 113V114H197ZM102 114V113H101ZM100 114V115H101ZM104 114V113H103ZM113 114V113H112ZM199 114H197L198 115V117H200V115ZM105 116V115H104ZM50 117V116H49ZM55 117V116H54ZM100 117V116H99ZM109 118H110V116H109ZM241 118H242V120H241ZM15 119V118H14ZM93 119H91V121H92ZM230 120H229V123L230 124H232V123H234L235 124V122H230ZM236 121V120H235ZM239 121V122H240ZM225 122H227V121H225ZM238 122V121H237ZM66 125V124H65ZM109 125V124H108ZM204 126H205V124H203ZM202 125V126H203ZM238 125V124H237ZM242 125V124H241ZM203 126V127H204ZM233 126H235V125H233ZM239 127H240V125H238ZM4 127V126H3ZM2 127V128H3ZM17 127V126H16ZM51 127H52V125H51ZM66 127V126H65ZM19 128V127H18ZM90 128L91 127H89V129L88 130H90ZM230 128V127H229ZM242 128V127H241ZM241 128H240V130H241ZM248 128V127H247ZM41 129V128H40ZM204 129H205V127H204ZM207 129V128H206ZM233 129V128H232ZM237 129H239V128H237ZM237 129H235V130H237ZM242 129H244V128H242ZM52 130V129H51ZM85 130V129H84ZM248 129H246V131H247ZM54 131V130H53ZM206 131H208V130H206ZM239 131V130H238ZM245 130L243 131V132H246ZM11 132V131H10ZM63 132V131H62ZM86 132H87V130H86ZM241 132V131H240ZM240 132H237V133H240ZM12 133V132H11ZM13 133H14V131H13ZM91 133V132H90ZM114 133V132H113ZM7 134V133H6ZM45 134H46V132H45ZM89 134V133H88ZM88 134H87V136H88ZM97 134V133H96ZM208 134H209V132H208ZM231 134V133H230ZM244 134V133H243ZM243 134H241L242 136H243ZM80 135V134H79ZM221 135L223 136V132L221 131ZM245 135H246V133H245ZM41 136V135H40ZM114 136V135H113ZM117 136V135H116ZM220 136V135H219ZM235 136V135H234ZM237 136V135H236ZM23 137V136H22ZM48 137V136H47ZM109 137V136H108ZM111 137V136H110ZM109 137V138H110ZM41 138V137H40ZM59 139V138H58ZM15 140V139H14ZM242 145V144H241ZM93 147V146H92ZM96 147V146H95ZM94 148V147H93ZM235 154V153H234ZM237 154V153H236ZM104 155V154H103ZM229 155V154H228ZM231 155H232V153H231ZM231 155L229 156L230 157V159H231ZM238 155V154H237ZM255 155H257V154H255ZM254 155V156H255ZM85 156V155H84ZM98 156H99V154H98ZM234 156V155H233ZM241 156H242V153H241ZM240 156V157H241ZM253 156V157H254ZM66 157V156H65ZM238 157H239V155H238ZM237 157V158H238ZM253 157H251V158H253ZM101 158V157H100ZM233 158V157H232ZM56 159V158H55ZM128 159V158H127ZM236 159V158H235ZM239 159V158H238ZM237 159V160H238ZM241 159H242V157H241ZM241 159H239V160H241ZM244 159V158H243ZM242 159V160H243ZM254 159H255V157H254ZM257 159H258V155H257ZM256 159V160H257ZM103 160H104V158H103ZM102 160V161H103ZM231 160H233V159H231ZM237 160H235L236 161V164H234V162H232L231 164H234L233 166L231 165L230 167H228L227 168V166H226V164L227 163H229V161L225 164V163H221V166L220 167H218V169L216 170V174H215V176H212V178L211 179H215L216 177H219V180H221V182L219 181V184H218V189H216L215 188V184L214 185H212L211 186V188L209 189V190H211L212 189V194H216V192L218 191L219 192V196H217L218 198H216L215 200H217L218 202H221L222 201V208L220 209V210H217L216 211V209L215 210H213V208H211L212 210H213V212H211L212 213V217L211 216H209L208 214L207 215H205L206 217H208L209 216V218H211V220H212V225H213V222H214V224H216V220L217 221H220L219 222V226H218V224H216L215 225V227L216 226H218V228H222V230L220 231V232H222L223 233V235H225V236H228V235H233V237H234V239H236L238 236H241L242 238H243V236L242 235H235L234 233H231L230 231H232L231 230V225L230 226H228L229 225V223L228 224H226V222L227 221H225V218L227 217V215L229 216V215H231V214H233V216H235V217H233V218H239V217H241L242 215H243V213L242 212H244V210H245V212H252L254 215H255V213H259V212H257V211H259V208H257V207H254V205H252L250 202L252 201V199H253V197H255V196H259L260 194V189H261V187H260V185H259V182L256 180V177L254 178L253 177V175H251V169L253 168V166H251L250 164H252L253 162H252V159H251V161L250 160H248V161H246V162H244L243 164H239V161H237ZM246 160V159H245ZM244 160V161H245ZM42 161V160H41ZM226 161V160H225ZM259 161H260V158H259ZM104 162V161H103ZM108 162V161H107ZM238 162V163H237ZM249 162V163H248ZM261 162H263V163H261V164H264V161L262 160ZM47 163V162H46ZM58 163V162H57ZM112 163V162H111ZM110 163V164H111ZM242 163V162H241ZM257 164V163H256ZM260 164V163H259ZM113 165V164H112ZM227 165H229V164H227ZM84 166V165H83ZM252 167V168H250V167ZM254 166H255V163H254ZM82 167V166H81ZM106 167H108V165L106 166ZM114 167V166H113ZM257 167V166H256ZM1 168V167H0ZM44 168V167H43ZM255 168V167H254ZM253 168V169H254ZM260 168V167H259ZM250 169V170H249ZM262 169H264V168H262ZM43 170V169H42ZM214 170V169H213ZM250 172H249V171ZM254 170H258V169H254ZM253 170V171H254ZM45 171V170H44ZM67 172V171H66ZM102 173V172H101ZM100 173V174H101ZM106 174H107V172H105ZM255 173V172H254ZM259 173H261V172H259ZM37 174H39V173H37ZM111 174V173H110ZM264 174V173H263ZM0 175H2V174H0ZM4 175V174H3ZM62 175V174H61ZM257 175V174H256ZM255 175V176H256ZM259 175V174H258ZM53 176V175H52ZM109 175H107V177H108ZM46 177V176H45ZM51 177V176H50ZM50 177H46V178H50ZM54 177V176H53ZM30 178V177H29ZM28 178V179H29ZM43 178V177H42ZM42 178H39V180L40 179H42ZM44 179V182H47V185L49 184L48 183V181H49V179ZM111 178V177H110ZM151 178V177H150ZM155 176H153V178H151V180L150 181H152L153 180V184H152V187H150L151 186V184H150V188H152V190H151V192H149V193H151L149 196H152L153 198H154V196H155V198H157V200H158V198H163V197H166L170 192H168V194L166 193L167 191H168V189L166 190L165 188L167 187L166 185H163L162 184V186L164 187L165 186V188L163 189L160 185H161V183L160 182H155L156 180H158L157 178H155ZM260 178V177H259ZM97 179V178H96ZM264 179V178H263ZM45 180H47V181H45ZM155 180V181H154ZM149 181V182H150ZM215 180H213V182H214ZM40 182H41V180H40ZM66 182V181H65ZM95 182V181H94ZM212 182V180L209 182V184ZM217 182H218V180H217ZM33 183V182H32ZM43 183V182H42ZM42 183H38V184H42ZM152 183V182H151ZM160 183V184H159ZM207 183V182H206ZM261 183V182H260ZM37 184V185H38ZM43 184H45V183H43ZM42 184V185H43ZM109 184V183H108ZM261 184H263V183H261ZM29 185H30V183H29ZM149 185V184H148ZM57 187H58V184L56 185ZM43 187V186H42ZM48 188H51V187H49V186H47ZM53 187V186H52ZM65 187V186H64ZM70 187V186H69ZM111 187H112V185H111ZM209 187V186H208ZM31 188V187H30ZM34 188V187H33ZM38 188H39V186H38ZM46 188V187H45ZM56 188V187H55ZM263 188H264V185H263ZM43 189V188H42ZM92 189H94L95 190V192H97L98 191V193H100V190H101V193L103 194V197H102V201L101 202H97V213H98V211L99 212H101V210L103 209V203H104V201L105 200H107L109 197L107 196L108 195V190H109V187H108V185L107 184H103V183H101V180H100V182H98V183H96V184H94V185H92V187H91V190ZM206 189V188H205ZM208 189V188H207ZM46 190H48V191H46V192H44V194L45 195H48V194H53L52 196H53V198H52V200H51V202H48V204H50V207L49 206H47V204H46V206H47V211L48 212H45L46 214L44 215V216H42L43 218H40L41 217V215H40V213H39V218L40 219H37L36 221H35V225L33 224V227L35 226V229H36V236H35V238L36 237H38V236H41L42 238H41V241H40V246L39 245H37V248H38V246H39V248L35 251V257L37 258L36 260H39V258L40 257H42L43 258V256H44V254L46 253V252H48L49 254H50V257H51V259L53 260V264L55 263V264H61L64 260H66L68 257H73L75 254H77L76 255V257L78 256V253H80V249L81 250H84L83 249V247L85 246V244H84V246L83 247H81L80 245V243H78V237H79V235H80V233H79V229L80 228H82V224H79V219L81 218V217H79L78 216V221L76 220V217H75V219L73 218L72 219V215L71 216H69V218L70 219H66V220H63V221H61V220H59V222H57L56 224H54V226L53 227H51L50 229H48L47 228V224H46V221H48L49 223L50 222H53L52 220H54V218H53V216H55V214H59V212H58V209H59V203H58V201L60 202L61 200H58L56 197H54V196H56L57 195V193H53V191L52 190H50V189H46ZM53 190H55V189H53ZM90 190V191H91ZM150 190V189H149ZM148 190V191H149ZM166 190V191H165ZM216 192H215V191ZM44 191V190H43ZM58 191H59V189H58ZM57 191V192H58ZM93 191V190H92ZM91 191V192H92ZM214 191V192H213ZM25 192V191H24ZM199 192V191H198ZM202 192H204V191H202ZM202 192H201V195H202ZM210 192V191H209ZM208 191L206 192V193H209ZM217 192V193H218ZM43 193V192H42ZM41 192H39L38 194L37 193H35V194H37L38 196H36V198L37 197H39L40 196V194H42ZM69 193V192H68ZM110 193V192H109ZM148 193V192H147ZM146 193V194H147ZM211 193H209V194H211ZM262 193V192H261ZM56 194V195H55ZM62 194V193H61ZM60 194V195H61ZM205 193H203V195H204ZM43 195V194H42ZM45 195H44V197H45ZM90 195V194H89ZM114 195V194H113ZM199 195H200V193H199ZM198 195V196H199ZM206 195V194H205ZM32 195H30V197H31ZM33 196H35V195H33ZM32 196V199L34 198ZM51 196V197H52ZM96 196V195H95ZM149 196H142V198H147V197H149ZM171 196V195H170ZM169 195H168V197H170ZM198 196H197V198H198ZM206 196H208V194L206 195ZM210 196V195H209ZM261 196V195H260ZM262 196H264L263 195V193H262ZM43 197V198H44ZM47 197H49V196H47ZM51 197H50V199H51ZM58 197H59V194H58ZM68 197H70V195H68ZM72 197V196H71ZM91 197V196H90ZM110 197H112V196H110ZM115 197H116V195H115ZM199 197H201V196H199ZM40 198H42V196L40 197ZM61 198V197H60ZM92 198V197H91ZM142 198L140 199V200H142ZM171 198V197H170ZM172 198H173V196H172ZM208 198V197H207ZM209 198H213V197H209ZM262 198H264V197H262ZM39 199V198H38ZM46 199V198H45ZM58 201H57V200ZM87 199V198H86ZM85 199V202H87V200ZM150 199V198H149ZM160 199V200H161ZM163 199H165V198H163ZM167 199V198H166ZM194 199V198H193ZM195 199H196V197H195ZM199 199V198H198ZM197 199V200H198ZM203 199H204V197H203ZM206 199V198H205ZM255 199H256V197H255ZM261 199V198H260ZM41 200V199H40ZM69 201H70V198L68 199ZM89 200V199H88ZM91 200V199H90ZM109 200V199H108ZM107 200V201H108ZM144 200V199H143ZM146 200V199H145ZM152 200V199H151ZM168 200V199H167ZM175 200V199H174ZM173 200V204L172 205H175L174 204V201ZM207 200V199H206ZM210 200V199H209ZM208 200V201H209ZM214 200V201H215ZM258 200V199H257ZM257 200H256V203H257ZM46 201H47V199H46ZM49 201V200H48ZM73 201L74 200H72V198H71V202H70V204H74L73 203ZM78 201V200H77ZM76 201V205H77V202ZM83 201V200H82ZM81 201V202H82ZM92 201V200H91ZM106 201V202H107ZM115 201V200H114ZM146 201H149V200H146ZM153 201V200H152ZM159 201V200H158ZM158 201H154L155 203L157 202L158 203ZM163 201H165V200H163ZM169 201V203H172L171 201L172 200H168ZM195 201V200H194ZM204 201V200H203ZM202 201V202H203ZM214 201L211 203V204H213L214 203ZM260 201H264V199H261ZM42 202H44V200L42 201ZM62 202H67V201H63L62 200ZM61 202V203H62ZM80 202V201H79ZM139 202V201H138ZM150 202V201H149ZM148 202V203H149ZM196 202V201H195ZM195 202H194V204H195ZM198 202V201H197ZM200 202H201V200H200ZM205 202V201H204ZM207 202V201H206ZM205 202V203H206ZM216 202V201H215ZM255 202V201H254ZM21 203V202H20ZM47 203V202H46ZM64 203H62V205L64 204ZM82 203H84V201L82 202ZM81 203V204H82ZM143 202L141 201V207H140V205H139V207L142 209V212L139 210H137V209H135V210H137L136 212H137V214H138V216H139V218H137V220L138 219H140V218H143L144 217V213L143 212H145V210L143 211V209H145V206H146V204H145V206H143V204H142ZM145 203V202H144ZM161 202H159V204H160ZM167 203V202H166ZM169 203H167V204H169ZM192 203V202H191ZM205 203H204V206H205ZM209 203V202H208ZM208 203H206V204H208ZM217 203V202H216ZM68 204V203H67ZM67 204H65V205H67ZM85 204V203H84ZM92 204V203H91ZM90 204V208L92 207V205ZM110 204V203H109ZM132 204H135V203H132ZM136 204H137V202H136ZM159 204H157L158 205V207H159ZM162 204V203H161ZM165 204V203H164ZM164 204H162V205H164ZM197 204V203H196ZM199 204V203H198ZM218 204V203H217ZM65 205H64V207H65ZM69 205V204H68ZM78 205H80V203L78 204ZM77 205V206H78ZM94 205V204H93ZM126 205V204H125ZM129 205V204H128ZM148 206H149V204H147ZM151 205V204H150ZM170 206L169 207H173V206H171V204H169ZM201 204H199V206H200ZM209 206H210V204H208ZM208 205H206L205 207V209H207L208 207ZM214 205H216L215 203H214ZM259 205V204H258ZM261 205V204H260ZM264 205V204H263ZM40 206V205H39ZM83 207V205H80V206H78V210H79V208L80 207ZM88 206V205H87ZM95 206V205H94ZM110 206H111V204H110ZM129 206H131V205H129ZM132 206H134V205H132ZM143 206V207H142ZM148 206H146L147 208H149ZM154 206V205H153ZM178 206V205H177ZM176 206V207H177ZM190 206H191V204H190ZM190 206H189V208H190ZM194 206V205H193ZM197 206V205H196ZM202 206V205H201ZM203 206V207H204ZM218 206V209H219V204L217 205ZM216 206V207H217ZM220 206V207H221ZM262 206V205H261ZM43 207V206H42ZM49 207V208H48ZM60 207H61V205H60ZM81 207V209H84L85 210V208H82ZM84 207H85V205H84ZM125 207H127V206H125ZM124 207V208H125ZM135 207V206H134ZM156 207L157 206H155L154 207V210L156 209ZM162 207V206H161ZM195 207V206H194ZM194 207H193V209H194ZM212 207H214L213 205H212ZM29 208V207H28ZM33 208V207H32ZM35 208V207H34ZM33 208V209H34ZM38 208H41V207H38ZM44 208V207H43ZM66 208H67V206H66ZM68 208H70L69 206H68ZM67 208V209H68ZM75 207L73 206V211H75L76 212V210L74 209ZM107 208H109V207H107ZM132 208V207H131ZM151 208H153L152 206H151ZM150 208V209H151ZM164 208H166V206L164 207ZM173 208H175V207H173ZM180 207H178V209H176V210H180L179 209ZM182 208V207H181ZM184 208V207H183ZM197 208V207H196ZM201 208V207H200ZM210 208V207H209ZM247 210H246V209ZM21 209V208H20ZM30 209V208H29ZM37 209V208H36ZM77 209V208H76ZM92 209V208H91ZM90 209V210H91ZM126 209V208H125ZM133 209V208H132ZM131 209V211H133ZM162 210H163V212H164V209L163 208H161ZM168 209V207L166 208V210ZM170 209V208H169ZM186 209H188V207H186ZM186 209H184V210H186ZM190 209H192V208H190ZM190 209H189V211L187 210V212H186V215L187 214H189V212H190ZM262 209H264V208H262ZM23 210H25V208L23 209ZM26 210H27V208H26ZM37 210H39V209H37ZM36 210V211H37ZM69 210V209H68ZM67 210V211H68ZM77 210V211H78ZM87 210H89V208L87 209ZM86 210V211H87ZM96 209H95V207H94V211H95ZM122 211H123V208L121 209ZM127 210H129V209H127ZM134 210V211H135ZM147 210V209H146ZM183 210V209H182ZM184 210L183 211H181V212H178V214H179V216H180V218L182 217H184V216H186L185 215V212H184ZM196 210V209H195ZM200 210V209H199ZM260 210H261V208H260ZM33 212L32 213H34V211L35 210H32ZM42 211V210H41ZM44 211V210H43ZM61 211V210H60ZM66 211V212H67ZM73 211H71V213L73 212ZM80 211V213L82 212V214H83V212H85V211H81V210H79ZM121 211V212H122ZM130 211V210H129ZM133 211V212H134ZM150 211V210H149ZM161 211V210H160ZM169 211V210H168ZM191 211H194V210H191ZM198 211V210H197ZM203 211H204V209H203ZM207 211H209L208 209H207ZM216 211V212H215ZM254 211H255V213H254ZM31 212V211H30ZM58 212V213H57ZM61 212H63V210L61 211ZM65 212V211H64ZM75 212H74V214H75ZM93 212V211H92ZM123 212H128V211H123ZM122 212V213H123ZM141 212V213H140ZM157 212L159 213V211L157 210ZM162 212V211H161ZM161 212H160V218H161ZM162 212V213H163ZM175 212V211H174ZM196 212V211H195ZM194 212V213H195ZM199 212V211H198ZM206 212V211H205ZM261 212V211H260ZM14 213V212H13ZM26 213H28V212H25V215H26ZM44 213V212H43ZM67 213H69V212H67ZM88 213V212H87ZM86 213V214H87ZM97 213H96V215H97ZM130 213V212H129ZM147 214H148V212H146ZM145 213V214H146ZM155 213V214H154ZM153 214L154 215H156L157 216V214L158 213H156V210H155V212H154ZM168 213V212H167ZM167 213H164V215L166 214L167 215ZM175 213H177V212H175ZM191 213V212H190ZM193 213V214H194ZM201 214H203L202 212H200ZM208 213V212H207ZM210 213V214H211ZM18 214H20V213H18ZM36 214L38 215V211L36 212ZM61 214V213H60ZM63 214V213H62ZM66 214V213H65ZM64 214V215H65ZM81 214V215H82ZM85 214V215H86ZM89 215H90V211H89V213H88ZM88 214H87V216H88ZM131 214L133 215V213L131 212ZM137 214H136V216H137ZM170 214H171V212H170ZM169 214V215H170ZM173 214V213H172ZM206 214V213H205ZM263 214H264V212H263ZM24 215V214H23ZM29 214H27L26 216H28ZM33 215V214H32ZM35 215V214H34ZM33 215V216H34ZM69 215H70V213H69ZM76 215V214H75ZM77 215H79V214H77ZM84 215V216H85ZM96 215H94V216H96ZM127 215V214H126ZM129 215V214H128ZM151 215V214H150ZM158 215V216H159ZM163 215V216H164ZM165 215V216H166ZM189 215H192V214H189ZM189 215H187V216H189ZM195 215V214H194ZM197 215V214H196ZM13 216V215H12ZM31 216V215H30ZM32 216V217H33ZM59 216H61V215H59ZM65 216H68V215H65ZM86 216V217H87ZM137 216V217H138ZM153 215H151V217H152ZM157 216V217H158ZM171 217H172V215H170ZM186 216V217H187ZM200 216V215H199ZM232 216V215H231ZM230 216V217H231ZM249 216V215H248ZM256 216V215H255ZM21 217V216H20ZM19 217V218H20ZM83 217V216H82ZM147 217H149L150 219H151V217L150 216H147ZM174 217V219H175V216H173ZM176 217H177V214H176ZM193 217H196V216H193L192 215V220H193ZM201 217V220L203 219H205L206 217H204V216H200ZM200 217H199V219L196 217L195 219L198 221V222H200ZM203 217V218H202ZM245 219H248L249 217H247V216H243ZM252 217V216H251ZM261 217V216H260ZM262 217H263V215H262ZM28 218V217H27ZM26 218V219H27ZM29 218H31V217H29ZM63 218V217H62ZM131 218V217H130ZM148 218V219H149ZM154 218V217H153ZM159 218V217H158ZM168 218H169V216H168ZM180 218L179 219H177L178 221H180V222H182L181 220H180ZM185 218V217H184ZM188 218V217H187ZM209 218H207V220L208 221H210V219ZM213 218V219H212ZM243 218V219H244ZM254 218V217H253ZM22 219H23V217H22ZM34 219V218H33ZM32 219V220H33ZM59 219H60V217H59ZM82 219H87V218H81V220ZM88 219H89V217H88ZM91 219H92V217H91ZM95 219V218H94ZM93 219V220H94ZM101 219V218H100ZM133 218H131V220H132ZM135 220H136V218H134ZM161 219H163V217L161 218ZM166 218H164V221H166L167 222V220H165ZM170 219V218H169ZM173 219V221H175V225L177 226V224H176V220H174ZM186 219V218H185ZM189 219H190V216H189ZM194 219V220H195ZM218 219H220V220H218ZM227 219V218H226ZM228 219H229V217H228ZM241 219V218H240ZM240 219H238V220H240ZM20 220V219H19ZM24 220V219H23ZM29 220V219H28ZM35 220V219H34ZM80 220V221H81ZM92 220V221H93ZM97 220H98V218H97ZM127 220H129V219H127ZM147 220V219H146ZM154 220L155 221H157L155 218H154ZM172 220V219H171ZM171 220H169V222H171ZM194 220H193V222H194ZM202 220V221H203ZM231 220H232V217H231ZM230 220V221H231ZM249 220V219H248ZM250 220H252V219H250ZM260 221L262 220L261 218L259 219ZM21 221V220H20ZM57 220H55V222H56ZM88 221H91V220H88ZM95 221V220H94ZM99 221V220H98ZM118 221V220H117ZM120 221V220H119ZM134 221V220H133ZM149 221V220H148ZM153 221V220H152ZM177 221V223H179ZM185 221H187V220H185ZM197 221H196V223H197ZM229 221V220H228ZM229 221V222H230ZM235 221H237V220H235ZM241 221V220H240ZM240 221H238V222H240ZM260 221L258 222V220H255V222H256V225L255 226H257L258 225V223H260ZM14 222V221H13ZM17 222V221H16ZM25 222H27L26 220H25ZM84 222V221H83ZM115 222H116V220H115ZM114 222V223H115ZM122 222V221H121ZM128 222V221H127ZM137 222L138 221H136L135 222V224H137ZM146 222V221H145ZM154 222V221H153ZM192 221H188L187 223H191ZM205 222V221H204ZM207 222V221H206ZM206 222H205V224H206ZM211 222V221H210ZM253 222V221H252ZM254 222V223H255ZM29 223V222H28ZM32 223V222H31ZM82 223V222H81ZM94 223V222H93ZM98 223V222H97ZM139 223V222H138ZM152 223V222H151ZM173 222H171V224H172ZM201 223V222H200ZM199 223V224H200ZM232 223V222H231ZM230 223V224H231ZM234 223V222H233ZM232 223V224H233ZM243 223H244V225H245V223H246V225L245 226H247V229L249 228V226L251 225H247V222H245V220H243ZM242 223V224H243ZM248 223H250V222H248ZM254 223H253V225H254ZM89 224V223H88ZM129 224H130V222H129ZM132 224H133V222H132ZM131 224V225H132ZM140 229H141V231L143 230H146L147 228H148V226L149 225H147V224H145L144 223V221H142L141 222V220H140ZM149 224H150V222H149ZM164 224H165V222H164ZM167 224H168V222H167ZM174 224V223H173ZM181 224V223H180ZM192 225H193V223H191ZM208 224V223H207ZM210 224V223H209ZM209 224L207 225V227L209 226ZM240 224H241V222H240ZM242 224H241V226H238V227H242ZM51 225V224H50ZM80 225H81V227H80ZM84 225V224H83ZM87 225V224H86ZM86 225H85V227H86ZM94 225V224H93ZM127 225V224H126ZM130 225V226H131ZM134 225V224H133ZM170 224H168V226H169ZM194 225H196L195 223H194ZM202 225V224H201ZM234 225V224H233ZM237 225H239V223L237 224ZM244 225H243V227H244ZM11 226H13V225H10V227ZM30 226H31V224H30ZM166 226V225H165ZM172 226V225H171ZM182 226H184L183 225V223H182V225H181V227ZM190 226V225H189ZM198 227H201V226H199V225H197ZM214 226V225H213ZM230 228V231H229V228ZM252 226V225H251ZM259 226V225H258ZM257 226V227H258ZM263 228H261V229H264V224H263V222H262V225H261ZM31 228L32 230L34 229V228ZM49 227V226H48ZM84 227V226H83ZM88 227V226H87ZM93 227H95V225L93 226ZM92 227V229H94ZM120 227V223H115L114 225H113V230H117L118 228ZM135 227H137V226H135ZM135 227H133V228H135ZM175 227V226H174ZM233 227V226H232ZM235 227H237L236 225H235ZM235 227H234V229H235ZM3 228V227H2ZM12 228V227H11ZM11 228H8L9 230L11 229ZM89 228V227H88ZM98 228V227H97ZM133 228H132V230H133ZM151 229H152V227H150ZM168 229H167V231H168V233L169 232H171L172 230L170 229V226L169 227H167ZM176 228V227H175ZM174 228V229H175ZM178 228V227H177ZM217 228V227H216ZM218 228H217V230H218ZM244 228H246V227H244ZM243 228V229H244ZM252 228H254V227H252ZM252 228H250V229H252ZM8 229H7V231H8ZM137 229H139V227L137 228ZM139 229V230H140ZM150 229V230H151ZM154 229V228H153ZM165 229V228H164ZM180 227L178 228V231H181L182 229H180ZM183 229H184V227H183ZM239 229V231H240V228H238ZM257 229H259V228H256V230ZM13 230V229H12ZM86 230H89V229H87L86 228ZM119 230H120V228H119ZM130 230H131V228H130ZM135 230V229H134ZM138 230V231H139ZM15 231V230H14ZM81 231H83L82 229L80 230V232ZM85 231V230H84ZM93 231V230H92ZM91 231V232H92ZM155 230H153V232H154ZM163 231H165V230H163ZM167 231H166V236L167 235H169V234H167ZM183 231H185V230H183ZM182 231V232H183ZM234 231V230H233ZM245 231V230H244ZM244 231H242V229H241V232L243 233ZM246 231H248V230H246ZM5 232V231H4ZM10 232H12V231H10ZM17 232V231H16ZM19 232V231H18ZM31 232V231H30ZM87 232V231H86ZM129 232V231H128ZM131 232V231H130ZM147 232H151V231H147ZM153 232H151V233H153ZM157 232V231H156ZM155 232V233H156ZM236 232H237V230H236ZM241 232H240V234H241ZM252 232V231H251ZM250 232V233H251ZM260 232L261 231H259V234H260ZM6 233V232H5ZM13 233V232H12ZM11 233V234H12ZM15 233V232H14ZM90 233V232H89ZM88 233V234H89ZM94 233V232H93ZM118 233V232H117ZM121 233V232H120ZM134 233V231L132 232V236L134 235L133 234ZM136 233H137V231H136ZM140 233V232H139ZM139 233H138V237H139ZM143 233V232H142ZM145 233V232H144ZM160 233V232H159ZM162 233H164V232H162ZM174 233V232H173ZM184 233V232H183ZM182 233V234H183ZM230 233V234H229ZM245 233H247V232H245ZM249 233V234H250ZM258 232L257 231H254V232H252L251 233V235H254V234H257ZM8 233H6V237L8 236L7 235ZM11 234L8 236V237H10L11 236ZM32 234V233H31ZM34 234V233H33ZM84 234V233H83ZM83 234H82V236H83ZM87 234V235H88ZM97 234V233H96ZM123 234V233H122ZM141 234V233H140ZM146 234V233H145ZM150 233H148L147 235H149ZM154 234V233H153ZM153 234H150V237H153L154 235ZM164 234V235H165ZM171 234V233H170ZM181 234V235H182ZM185 234V233H184ZM183 234V235H184ZM201 234V233H200ZM238 234V233H237ZM244 234V233H243ZM248 234V233H247ZM259 234H257V235H259ZM261 234H263V235H259L260 237H262V240H264V230H263V232L261 233ZM2 235V234H1ZM13 235V234H12ZM18 235H21V233H17V236ZM24 235V234H23ZM86 235V234H85ZM84 235V236H85ZM90 235V234H89ZM119 235H121V234H119ZM141 235H143V234H141ZM151 235H153V236H151ZM161 235V234H160ZM172 235H174V234H172ZM180 235V236H181ZM183 235H182V237H183ZM186 235V234H185ZM188 235V234H187ZM186 235V236H187ZM202 235V234H201ZM200 235V236H201ZM206 235H207V233L205 234V237H206ZM4 236V235H3ZM14 236H16V235H14ZM32 236V235H31ZM81 236V237H82ZM121 236H123V235H121ZM120 236V237H121ZM124 236H126V235H124ZM124 236L122 237V238H124ZM127 236H128V234H127ZM157 236V235H156ZM163 236V235H162ZM170 236V235H169ZM179 236V237H180ZM186 236H184L185 238H187ZM203 236H204V234H203ZM208 236V235H207ZM244 236L245 237H247L245 234H244ZM254 236H256V235H254ZM254 236H253V238H254ZM12 237V236H11ZM21 236H19V238H20ZM29 237H30V234H29ZM29 237H27V238H29ZM80 237V239H82ZM86 237V236H85ZM119 237V238H120ZM131 237V236H130ZM129 237V238H130ZM135 237V236H134ZM157 237H159V236H157ZM174 237V236H173ZM219 237V236H218ZM249 237V236H248ZM258 237V236H257ZM2 238V237H1ZM13 238H15V237H12V239ZM18 238V239H19ZM22 238V237H21ZM32 238V237H31ZM34 238V237H33ZM84 238V237H83ZM117 238H118V236H117ZM127 239H128V237H126ZM141 239H142V236L140 237ZM146 238V237H145ZM147 238H149V237H147ZM146 238V239H147ZM161 238V237H160ZM163 238V237H162ZM166 238H168V237H166ZM174 238H176V236L174 237ZM181 238V237H180ZM179 238V239H180ZM194 238H196V237H194ZM206 238H208V237H206ZM205 238V239H206ZM241 238V239H242ZM7 239V238H6ZM11 239V238H10ZM9 239V240H10ZM30 239V238H29ZM86 239V238H85ZM85 239H83L82 241H84ZM136 239H137V237H136ZM154 239V238H153ZM152 239V240H153ZM169 239V238H168ZM178 239V240H179ZM183 239V238H182ZM199 239H201L200 237H199ZM198 239V240H199ZM243 239H245V238H243ZM247 239V238H246ZM249 239V238H248ZM248 239H247V241H248ZM16 240V239H15ZM23 240H25L26 241V239H25V237L23 238ZM28 240V239H27ZM54 240H56V241H59V243L58 244H56L55 243V245H52V243L51 244H49L51 241L53 242ZM89 240V239H88ZM122 240V239H121ZM124 240V239H123ZM128 240H130V239H128ZM148 240H150V239H148ZM166 240V239H165ZM170 240V239H169ZM171 240H172V236H171ZM177 240V241H178ZM186 240V239H185ZM195 240V239H194ZM197 240V239H196ZM212 239H211V237H209V241H211ZM258 240V239H257ZM12 241H14V240H11V242ZM39 241H37V242H39ZM80 241V240H79ZM131 241V240H130ZM162 241H164V240H162ZM167 241V240H166ZM180 241H183V240H180ZM179 241V242H180ZM189 241V240H188ZM200 242L202 241V239L201 240H199ZM206 242H204V241H202L203 242V244L204 243H207V239L205 240ZM245 241V240H244ZM250 241V240H249ZM254 241V240H253ZM253 241H250V242H253ZM27 242H29V241H27ZM33 242V239L31 240V243ZM36 242V243H37ZM124 242V241H123ZM125 242H126V240H125ZM124 242V243H125ZM151 242V241H150ZM165 242V241H164ZM179 242H178V244H179ZM238 242V241H237ZM20 243V242H19ZM142 243V242H141ZM147 243V242H146ZM155 243V242H154ZM160 243V242H159ZM174 243V242H173ZM248 243V242H247ZM246 243V244H247ZM83 244V243H82ZM126 244V243H125ZM131 244V243H130ZM129 244V245H130ZM143 244V243H142ZM156 244V243H155ZM157 244H158V242H157ZM165 244H168V242L167 243H165ZM189 244V243H188ZM195 244V243H194ZM202 244V243H201ZM208 244H209V242H208ZM207 244V245H208ZM238 244V243H237ZM89 245V244H88ZM104 245V244H103ZM138 245H139V243H138ZM137 245V246H138ZM148 245V244H147ZM146 245V246H147ZM153 242H151L149 245H148V251H147V254H148V256H149V258L151 257V258H153L152 257V255L154 254V247H153ZM35 246V245H34ZM33 246V247H34ZM141 246V248H142V245H140ZM155 246V245H154ZM71 247H73V249L71 248ZM79 247V248H78ZM114 247V246H113ZM123 247H124V245H123ZM126 247V246H125ZM124 247V248H125ZM128 247H130V246H128ZM127 247V248H128ZM144 245H143V250H144ZM203 247H205V246H203ZM13 248V247H12ZM87 248V247H86ZM140 248V249H141ZM36 249V248H35ZM35 249H33V250H35ZM71 249V250H70ZM139 249V250H140ZM141 249V250H142ZM135 250V249H134ZM138 250V249H137ZM145 250H147V249H145ZM145 250L143 251V252H145ZM186 250H188L187 248H186ZM185 251V250H184ZM136 252V251H135ZM143 252H140V253H143ZM186 252V251H185ZM82 253V252H81ZM80 253V254H81ZM165 253V252H164ZM177 253V252H176ZM175 253V254H176ZM31 254H32V252H31ZM47 254V253H46ZM144 254H146V252L144 253ZM143 254V255H144ZM146 254V255H147ZM190 253H188V255H189ZM82 255V254H81ZM115 255V254H114ZM134 255H135V253H134ZM140 255V254H139ZM185 255H186V253H185ZM45 256H47V255H45ZM44 256V257H45ZM154 256V255H153ZM162 256V255H161ZM180 256V255H179ZM34 257V256H33ZM33 257H32V259H33ZM48 258H49V256H47ZM106 257V256H105ZM138 257V256H137ZM145 257V256H144ZM172 257H173V255H172ZM172 257H171V259H172ZM185 257H188L187 255L185 256ZM191 258H192V254H191V256H190ZM194 257V256H193ZM79 258V257H78ZM139 258V257H138ZM148 258V257H147ZM147 258H144L145 260H147ZM150 258V259H151ZM161 258V257H160ZM167 258V257H166ZM183 258H184V253H183ZM35 259V258H34ZM44 259V258H43ZM43 259H42V261H43ZM72 259H74V258H72ZM79 259H81V257L79 258ZM132 259V258H131ZM142 259V258H141ZM187 259V258H186ZM195 259V258H194ZM40 260H41V258H40ZM45 260V259H44ZM47 260V262H48V259H46ZM70 260H71V258H70ZM76 260H77V258H76ZM128 260V259H127ZM135 260V259H134ZM161 260V259H160ZM160 260H158V262H160ZM168 260V259H167ZM180 260V259H179ZM188 260H190V259H188ZM34 261V260H33ZM49 261H50V259H49ZM78 261V260H77ZM143 261V260H142ZM141 261V262H142ZM155 261V260H154ZM37 262V261H36ZM40 262V261H39ZM73 262V261H72ZM75 262V261H74ZM79 262H80V260H79ZM178 262V261H177ZM35 263V262H34ZM50 263V262H49ZM52 263V262H51ZM71 263V262H70ZM75 263H78V262H75ZM98 263V262H97ZM146 263V262H145ZM145 263H143V264H145ZM190 263V262H189ZM37 264V263H36ZM67 264H69V263H67ZM156 264H157V262H156ZM161 264V263H160ZM168 264V263H167Z\"/></svg>", "mask_w": 264, "mask_h": 264}]
</instances>
